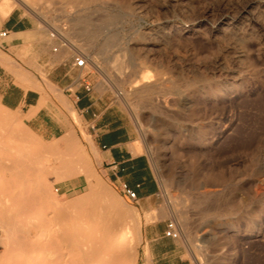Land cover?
<instances>
[{
    "label": "rangeland",
    "instance_id": "rangeland-1",
    "mask_svg": "<svg viewBox=\"0 0 264 264\" xmlns=\"http://www.w3.org/2000/svg\"><path fill=\"white\" fill-rule=\"evenodd\" d=\"M1 3L5 12L13 8L34 23L41 45L57 47L66 57L89 56L78 77L94 84L135 123L160 185L154 209L144 215L98 172L81 134H74L72 146L98 187L137 218V224L127 218L137 253L147 216L146 221L177 224L175 240L187 264H264V0ZM53 30H60L68 44L53 39ZM48 70L36 68L34 78L48 82ZM141 74L151 75L150 84L156 86L143 89L136 82ZM2 107V114L22 120L18 111ZM25 127L34 140L29 146H57L51 154L39 152L52 164L47 175L56 199L68 203L82 195L88 188L86 179L68 194L60 189L64 180L82 175L64 137L47 140ZM3 133L0 124V136ZM15 207L6 194H0V211ZM39 210L31 206L23 218L38 219ZM22 225L18 232L33 237L26 241L30 245L40 231L60 227L48 226L52 230L45 232L46 227ZM4 227L0 226V264L20 251L6 249ZM34 243L26 247L32 251L21 256L22 262L53 264L49 251L54 249L41 252L40 241ZM193 246L200 262L193 257Z\"/></svg>",
    "mask_w": 264,
    "mask_h": 264
},
{
    "label": "crops",
    "instance_id": "crops-1",
    "mask_svg": "<svg viewBox=\"0 0 264 264\" xmlns=\"http://www.w3.org/2000/svg\"><path fill=\"white\" fill-rule=\"evenodd\" d=\"M12 9L5 13L0 4V15L6 14L0 16V31H7L0 42V105L18 111L44 139L81 134L102 177L121 192L125 187L134 190L136 197L130 200L143 215L152 211L160 185L133 120L94 84L78 77L84 69L74 65V55L66 57L58 48L41 45L34 23ZM40 67L49 69L48 82L34 78ZM84 179L82 175L68 178L60 189L68 194ZM166 226L161 220L143 221L136 264H187L178 242L165 234Z\"/></svg>",
    "mask_w": 264,
    "mask_h": 264
},
{
    "label": "bare ground",
    "instance_id": "bare-ground-1",
    "mask_svg": "<svg viewBox=\"0 0 264 264\" xmlns=\"http://www.w3.org/2000/svg\"><path fill=\"white\" fill-rule=\"evenodd\" d=\"M87 57L91 60L89 56ZM116 61L115 63L113 61L114 65ZM120 62L122 65L121 59ZM137 76H139L136 80L137 84H142L143 89H152L154 85L150 84L151 75ZM122 92L119 91L121 96ZM0 108L3 107L0 105ZM0 124L4 128V133L0 136V194H6L16 205L15 209L0 211V226H6L4 227L6 236L3 241L6 249L13 247L20 249L16 255L6 261V264H25L21 256L32 251V247L26 249L29 244V241L26 242L27 236L19 234L23 228L22 222H25L26 226L46 227L45 232L50 229L48 226H60L57 231L50 229L52 232L41 234L40 231V235L39 233L38 236L35 235L40 241V248L43 249L41 252L54 249L55 253L48 250L50 255H53V264H136V243L129 239L131 226L127 218L131 217L136 224L137 218L125 213L113 203L112 198L98 187V181L92 177L90 169H83L82 155L73 148L72 137L63 138L65 147L71 155V160L74 161V166L86 179L88 188L82 195L75 196L65 203L56 199L52 191L48 176L51 175L48 173L50 172L48 168L52 164H48L44 157L39 156V152L53 153L57 150V146L54 144L29 146L34 140L20 118L0 112ZM59 157L62 163L66 162L62 155ZM36 205L40 209L39 218H23L29 208ZM18 224L21 226H17ZM26 231L22 233L25 235ZM33 243L29 245L32 246L35 244ZM192 248L193 257L200 262L194 252V246ZM37 264L41 263L37 262Z\"/></svg>",
    "mask_w": 264,
    "mask_h": 264
},
{
    "label": "built area",
    "instance_id": "built-area-1",
    "mask_svg": "<svg viewBox=\"0 0 264 264\" xmlns=\"http://www.w3.org/2000/svg\"><path fill=\"white\" fill-rule=\"evenodd\" d=\"M7 35V31L6 30H3V31H0V42L1 40ZM50 36L53 38V39H56L60 42H62L63 45H67V40L66 38L63 36L62 32L58 31V30H53L51 33H50ZM54 50H57V47H54ZM89 59L88 57L85 55V54H78V55H74V65L76 67H78L79 69H85L86 65L89 63ZM85 89L87 91H90L91 90V85L89 83H86L85 84ZM126 195L131 198V199H135L136 197V193L134 190L130 189V188H127L125 187V191ZM176 226L177 224L174 222V221H170L168 224H167V231H166V235L167 236H170L172 238H176L178 236V232L176 230Z\"/></svg>",
    "mask_w": 264,
    "mask_h": 264
}]
</instances>
